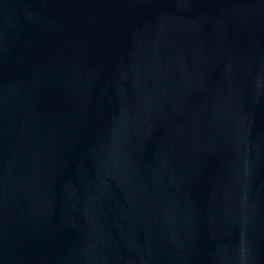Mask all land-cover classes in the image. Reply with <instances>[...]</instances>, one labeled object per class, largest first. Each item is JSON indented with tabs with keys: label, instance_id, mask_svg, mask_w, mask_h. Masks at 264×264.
Instances as JSON below:
<instances>
[{
	"label": "water",
	"instance_id": "1",
	"mask_svg": "<svg viewBox=\"0 0 264 264\" xmlns=\"http://www.w3.org/2000/svg\"><path fill=\"white\" fill-rule=\"evenodd\" d=\"M0 264H264V0H0Z\"/></svg>",
	"mask_w": 264,
	"mask_h": 264
}]
</instances>
